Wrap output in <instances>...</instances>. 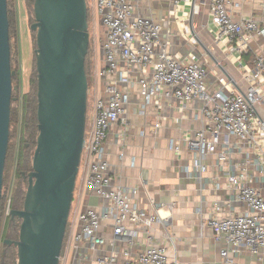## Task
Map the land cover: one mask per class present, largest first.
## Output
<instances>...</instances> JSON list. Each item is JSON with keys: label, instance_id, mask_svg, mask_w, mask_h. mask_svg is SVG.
Returning a JSON list of instances; mask_svg holds the SVG:
<instances>
[{"label": "crops", "instance_id": "1", "mask_svg": "<svg viewBox=\"0 0 264 264\" xmlns=\"http://www.w3.org/2000/svg\"><path fill=\"white\" fill-rule=\"evenodd\" d=\"M235 1L240 6L232 10L235 20L249 17L264 21V0ZM133 2L139 13L148 11L153 19L164 22L165 40L176 48L177 55L181 56L189 46L202 50L199 61L209 70L210 81L206 82L209 92L218 88L219 80L226 84L232 82L236 93L246 92L248 83L243 77L244 67L251 65L254 56L264 48L262 37L245 34L249 49L241 55L243 47L237 45L240 50H232L229 45L215 40L207 0H197L193 8L184 5L176 8L173 0ZM114 79L106 80L112 82ZM120 88L126 89L125 86ZM127 90L130 94L127 125L116 123L111 127L104 160L109 166L111 187L135 190L136 206L147 214L156 213L158 220L148 229L136 227L139 234L133 245L116 240L113 222L104 221L98 232L105 240L101 249L92 250L86 241H82L77 248L68 251V246L74 244V238L80 232L77 215L89 209L102 214L107 205L87 187L90 158L85 154L75 189L73 217L66 232L63 253L66 257L61 264H98V258L105 252L116 254L123 261L122 254L126 250L131 252V259L136 260L152 247H164L167 256L177 264H224L221 251L225 244L215 242L209 222L214 218L251 213L246 204L236 201V191L229 179L246 175L244 182L247 185L264 192L256 152L236 137L223 133L217 151L201 158L206 168L201 172L197 167L200 157L190 150L189 142L207 127L202 117L203 103L194 101L183 107L172 100L174 98L166 101L161 98L159 102L155 100L152 105L143 107L140 87L136 85ZM96 94L101 96L100 88ZM259 113L264 117V108L259 109ZM93 117L94 107L90 130ZM156 124L160 126L156 128ZM236 261L238 264H264V250L258 254L244 250Z\"/></svg>", "mask_w": 264, "mask_h": 264}, {"label": "built area", "instance_id": "2", "mask_svg": "<svg viewBox=\"0 0 264 264\" xmlns=\"http://www.w3.org/2000/svg\"><path fill=\"white\" fill-rule=\"evenodd\" d=\"M197 0H173L176 8L195 7ZM211 24L215 28V40L236 50L237 45L248 52L249 42L245 34L257 35L264 39V21L244 17L235 20L232 10L239 8L235 0H207ZM95 17L104 20L108 29L105 44V68L99 76L106 80L115 77L105 85L104 96L95 95L94 117L91 130L86 136L82 157L90 158L86 184L88 189L106 202L105 212L93 209L80 212L77 221L80 232L74 238L77 248L86 241L95 250L105 244L98 235L104 221L114 224L116 240L133 245L139 232L136 227L150 228L158 220V215L147 214L134 203L135 190L113 189L108 163L104 160L106 141L111 127L116 123L127 125V107L130 94L127 88L140 87L144 98L143 107L159 102L165 96L177 99L183 107L200 101L203 103L202 117L207 127L196 133L190 140V150L197 155V167L201 172L206 168L201 158L213 154L221 143L223 133L232 135L249 145L257 154V169L264 180V117L259 109L264 108V51L254 56L251 65L244 67L243 77L248 83L245 93H236L232 82H220L210 94L206 84L207 70L194 54L185 58L171 52L168 40L162 41L163 25L155 19H145L136 15L133 0H94ZM193 5V6H192ZM168 24L170 23L167 20ZM233 43H236L233 46ZM240 50V47L238 48ZM237 49V50H238ZM241 53V52H240ZM241 58V56H240ZM125 86L126 89H121ZM166 87L173 92H165ZM160 124H156L158 128ZM246 175L231 177L230 185L236 191V201L246 204L251 213L225 219L214 218L209 222L215 242L225 244L221 251L224 264H238L236 258L244 250L258 254L264 249V192L247 185ZM244 182V183H243ZM155 208L157 204H153ZM118 237V238H116ZM63 253V252H62ZM65 255L62 254L65 261ZM118 263L116 254L100 256L98 264H177L167 256L164 247H152L131 259V252L122 254Z\"/></svg>", "mask_w": 264, "mask_h": 264}, {"label": "water", "instance_id": "3", "mask_svg": "<svg viewBox=\"0 0 264 264\" xmlns=\"http://www.w3.org/2000/svg\"><path fill=\"white\" fill-rule=\"evenodd\" d=\"M38 77L37 146L23 209L18 264H60L86 141L90 49L87 0H35ZM11 66L8 1L0 0V204L10 143L11 108L19 86Z\"/></svg>", "mask_w": 264, "mask_h": 264}, {"label": "rangeland", "instance_id": "4", "mask_svg": "<svg viewBox=\"0 0 264 264\" xmlns=\"http://www.w3.org/2000/svg\"><path fill=\"white\" fill-rule=\"evenodd\" d=\"M88 8L90 9V14H91V20L89 22V34H90V55H89V62H90V81L89 82V91H88V109H87V122H86V136L88 132L90 131V120H91V111L94 106L95 102V95L98 92V89L100 88L101 90V97L105 98V79L102 77L100 79L99 76V71L105 68V44L107 42V36H108V29L104 24V20L102 18L97 20L95 17V5H94V0H87ZM134 5L137 8V5L134 3ZM155 7V4H153ZM17 8H18V23H19V51H20V62H21V67H22V74H21V84L22 88L19 90V94L15 95V98L20 96L22 93L23 95L29 96L33 102V97H34V92L32 89V75L34 73V64H35V35L31 31V25L34 23V9L33 6L29 3L28 0H17ZM136 15H140L141 17L145 19H152L151 15L149 14L148 11H143L139 13L137 11ZM156 23H161L165 28L164 22H162L158 18H154ZM161 39L162 41H165L164 37V32H161ZM15 41V40H14ZM171 51L174 55H177V50L174 46L171 47ZM264 51V48L262 49ZM191 54H194L197 58L202 57V50L199 48H195L193 46H189L186 48V50L183 51L181 54V62L183 65L186 64L184 62L185 58L190 56ZM100 69V70H99ZM207 70V78L206 82L210 81L209 78V70ZM221 81L219 80V83ZM15 85V84H14ZM19 86V85H18ZM20 89V86H19ZM165 92H173V89L170 87H166ZM210 94H213V92H210ZM170 97L165 96L164 100H169ZM177 102H179L177 99H172ZM34 103V102H33ZM15 106V105H14ZM34 113V105H28L27 110L24 113L23 119L26 123V128L28 131L24 132L23 134V142H24V155L25 158L23 157V160L21 161V165H24L25 169L22 171L25 175L30 173L31 171L29 170V167L32 165L33 162V155L35 152V149L31 152V144H30V135H29V121L30 117ZM15 124L10 126V131H15ZM17 137H19L17 135ZM12 143H15V138L13 139ZM16 145V144H15ZM14 145V146H15ZM13 146V148H14ZM18 147V143H17ZM16 148V146H15ZM33 154V155H32ZM20 156V155H19ZM83 161H81L82 166ZM11 169V168H10ZM8 168L6 172V180H5V189L4 193L6 196V202H5V210H4V216L2 218V231H3V237H5L7 240L11 241H17L18 236H19V228L17 227L19 224L18 220L13 221L12 225H8V216L10 215V212L14 209L21 210L23 209V202H24V197L27 191L28 187V182L24 180L23 177V182L19 180L18 177H15L12 171H10ZM5 176V175H4ZM12 187V188H11ZM253 187V186H252ZM11 188V190H10ZM8 195V196H7ZM75 195V193H74ZM73 204H72V209L70 213V220L73 217ZM65 248V247H64ZM98 248H102L99 246ZM65 250V249H64ZM64 250L62 251L64 253ZM264 250V249H262ZM261 250V252H262ZM62 253V254H63ZM13 254V258H12ZM112 253L105 252L101 253L100 256H110ZM63 257L61 255V261L62 262ZM0 261L1 264H17V251L16 249H13V251H8L7 249L4 248L3 242L0 244ZM121 259L118 261V263H121Z\"/></svg>", "mask_w": 264, "mask_h": 264}, {"label": "trees", "instance_id": "5", "mask_svg": "<svg viewBox=\"0 0 264 264\" xmlns=\"http://www.w3.org/2000/svg\"><path fill=\"white\" fill-rule=\"evenodd\" d=\"M8 1V18H9V23H10V45H11V66L12 70L16 73V75L13 77V84L19 85L20 90L22 88V82H21V74H22V67H21V62H20V51H19V23H18V8H17V0H7ZM29 3L33 6L35 0H28ZM91 20V14H90V9L88 8V22ZM34 33V32H33ZM36 36V33H34ZM15 40V41H14ZM35 45H36V37H35ZM89 55L90 52L87 55L86 58V73L88 76V79L90 81V62H89ZM37 67H36V55H35V64H34V73L32 75V89L34 92V97H33V102H31V98L29 96L23 95L22 93L20 96L16 98V100H13L12 102V110H11V125L13 123L15 124V131H11L10 134V143H9V150H8V155H7V160H6V166H5V173H4V189H5V180H6V172L8 168L12 173L14 174L15 177H18L21 182H23V173L22 171L25 169L24 165H21V161L23 160V157L25 158L24 155V141L22 140L24 132H27L26 128V123L23 119L24 113L27 110V106L33 104L34 105V113L30 117L29 123V135H30V144H31V152L36 149L37 146V137L39 134L38 130V119H37V109H38V100H37V93H38V77H37ZM15 97V96H14ZM15 105V106H14ZM17 135L19 137H17ZM15 138V143L13 144L12 141ZM18 143V147H17ZM16 144V145H15ZM16 148H15V146ZM14 146V148H13ZM20 155V156H19ZM33 155V154H32ZM29 170H32V165L29 167ZM12 188V187H11ZM10 188V190H11ZM26 195V194H25ZM8 196V195H7ZM25 201V197H24ZM5 202H6V196L3 190V196L0 204V244L3 242L4 245V240H6L5 237H3V231H2V218L4 216V210H5ZM24 205V202H23ZM17 210V209H14ZM18 220V228H19V233H20V226H21V220L18 218L12 219L11 215L8 216V225H12L13 221ZM70 224V223H69ZM68 224V226H69ZM19 239V236H18ZM66 242V236L64 240V246ZM63 246V250H64ZM4 248L7 249V252L13 251V249H16L14 246H6L4 245ZM17 251V249H16ZM13 258V254H12ZM1 264V261H0ZM17 264H18V256H17Z\"/></svg>", "mask_w": 264, "mask_h": 264}]
</instances>
